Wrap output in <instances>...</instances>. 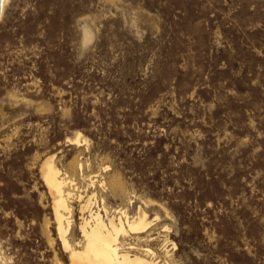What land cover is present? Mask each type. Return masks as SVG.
I'll use <instances>...</instances> for the list:
<instances>
[{"label": "rangeland", "instance_id": "obj_1", "mask_svg": "<svg viewBox=\"0 0 264 264\" xmlns=\"http://www.w3.org/2000/svg\"><path fill=\"white\" fill-rule=\"evenodd\" d=\"M5 2L0 264H71L45 161L77 250L91 199L107 226L145 215L132 254L264 264V0Z\"/></svg>", "mask_w": 264, "mask_h": 264}, {"label": "bare ground", "instance_id": "obj_2", "mask_svg": "<svg viewBox=\"0 0 264 264\" xmlns=\"http://www.w3.org/2000/svg\"><path fill=\"white\" fill-rule=\"evenodd\" d=\"M6 0H0V16ZM75 139V138H74ZM72 142L80 144V137L77 136ZM44 182L52 195L55 220L59 238L66 251L69 252L71 264H159L152 255L151 250H146L142 255L132 254L129 250H123L118 243L120 235L127 232L140 233L144 231L148 224L144 214H138L135 218L129 219L125 216V225L119 219L117 224L113 220L109 221V226L105 225L98 212L91 209V199L83 206L82 210L89 211V220H83L81 226L82 237L84 239L80 250L69 244L67 233L70 229L68 197L66 187L70 182L62 177L61 173L52 166L49 161H45L42 167ZM93 185L94 182H91Z\"/></svg>", "mask_w": 264, "mask_h": 264}]
</instances>
